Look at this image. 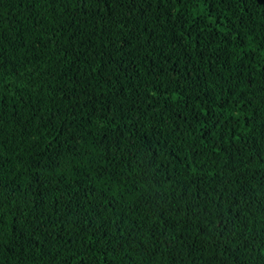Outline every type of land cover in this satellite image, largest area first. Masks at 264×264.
<instances>
[{"label":"trees","instance_id":"1","mask_svg":"<svg viewBox=\"0 0 264 264\" xmlns=\"http://www.w3.org/2000/svg\"><path fill=\"white\" fill-rule=\"evenodd\" d=\"M0 264H264V0H0Z\"/></svg>","mask_w":264,"mask_h":264}]
</instances>
